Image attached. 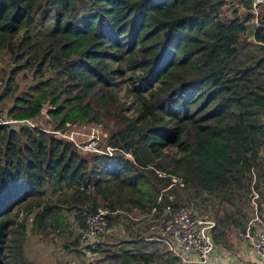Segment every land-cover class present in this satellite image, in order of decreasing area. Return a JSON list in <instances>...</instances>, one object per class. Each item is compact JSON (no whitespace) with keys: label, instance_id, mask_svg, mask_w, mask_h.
Masks as SVG:
<instances>
[{"label":"trees","instance_id":"trees-1","mask_svg":"<svg viewBox=\"0 0 264 264\" xmlns=\"http://www.w3.org/2000/svg\"><path fill=\"white\" fill-rule=\"evenodd\" d=\"M2 57L8 114L50 110L44 128L0 127V264H37L23 249L33 209L42 235L70 215L82 229L98 207L108 228L130 226L127 213L183 205L170 187L229 200L264 175V0H0ZM127 72L133 114L116 95ZM67 123L100 124L109 151L82 155L53 133ZM237 211L224 220L241 232L248 214ZM79 234L63 250L80 252ZM137 237L119 240L124 253L98 242L97 261L177 264Z\"/></svg>","mask_w":264,"mask_h":264},{"label":"built area","instance_id":"built-area-1","mask_svg":"<svg viewBox=\"0 0 264 264\" xmlns=\"http://www.w3.org/2000/svg\"><path fill=\"white\" fill-rule=\"evenodd\" d=\"M263 0H252V6ZM37 120V118H36ZM19 130L22 127L40 126L35 119H17L8 114L0 104V127ZM88 128V127H87ZM54 135L66 141L72 142L80 152H99V142L103 131L98 126L85 130L84 126L66 124L63 130L53 131ZM172 198V196H170ZM111 212L108 209L98 207L95 211H84V227L79 234V250L84 252L87 247L95 248L96 244L103 241L108 232L106 215ZM148 220V230L144 240L158 241L167 251L181 260L183 264H221L227 253H218L214 257L216 244L211 236L214 222L207 219L195 210L193 203H187L172 210L166 207L162 212L155 208L150 213L136 218ZM258 231L255 235L249 232L245 237L251 243L258 257L264 262V216L258 219ZM92 253V252H90Z\"/></svg>","mask_w":264,"mask_h":264},{"label":"rangeland","instance_id":"rangeland-1","mask_svg":"<svg viewBox=\"0 0 264 264\" xmlns=\"http://www.w3.org/2000/svg\"><path fill=\"white\" fill-rule=\"evenodd\" d=\"M113 66H115V64H113ZM0 67L8 68V58H1ZM129 75L130 74L127 72L123 80H119L120 82L116 90V95L119 101L123 104L126 113L133 114V97L128 91L129 82L126 80ZM11 103L12 101H9L7 98L0 101L1 106L5 110L8 109V106H10ZM44 114L45 113H43L42 115ZM44 118H41V121H45L44 123H46V120H48V118H45L46 120H44ZM78 126H84L85 130L96 126L101 128L103 131V136L99 142V152L97 153L109 151L108 132L100 124L91 123ZM167 150L174 151V148ZM80 153L82 155L89 154V152L82 151H80ZM173 188L174 198L177 197L176 199H179L182 204L193 203L195 209L199 213L212 216L217 220H224L230 215L237 218H241V213L237 211V207H239L242 212L245 211L248 215H252V212L254 210L252 209L251 205L255 204L257 208L260 207L259 209H261L260 204L264 201V175L261 179H259V182L257 175H253L252 182L249 185L247 196L241 194L240 198H235V196H233L229 200L222 199L220 198V196H212L210 199H203L201 197H190L189 193H187L184 189H181L178 186H173ZM35 212L36 209H33L32 212L28 214L26 238L23 244L24 254L26 255V257L33 260L37 264H66V261L68 259H70L69 264L99 263L97 259L100 257V253H90L88 251V247L84 252H77L72 249L70 251H67L65 249L63 250L64 244L67 242L72 243L74 241V238L78 234V231L73 228L74 223L72 222V215H70L67 219L68 224L60 227V229H58L59 231H55L52 234L48 233L42 235V229L39 227H35L32 222L33 214H35ZM24 216L25 213H20V217ZM225 222L226 220L223 221V223ZM219 224L220 225L218 226V229L220 231L222 224ZM111 233L112 236H110L109 238L113 243H115V249H117V251L121 253L127 252L126 249H128V245L124 243H119L120 237H123L122 232L113 231ZM102 263L103 261L101 262V264Z\"/></svg>","mask_w":264,"mask_h":264},{"label":"crops","instance_id":"crops-1","mask_svg":"<svg viewBox=\"0 0 264 264\" xmlns=\"http://www.w3.org/2000/svg\"><path fill=\"white\" fill-rule=\"evenodd\" d=\"M44 117L48 118L47 114L41 115V117L39 116L37 118V120L35 119V121L39 125L41 124L40 126L43 128L46 127V125H47V120ZM41 118H44V120H46V123H44L45 121H41ZM174 187H176V186H174ZM166 193L169 194V196H172V198H174V188L173 187L168 188L166 190ZM178 201H179V199H178ZM254 205H251V207L254 211L252 212V215L251 214L248 215L245 226L242 228L241 232H238V229L235 228L232 223H229V221L227 223V220H226V222L222 225V230L226 231V236H225V238H222V240L220 242L215 241V239L213 238L214 229L216 231H219L218 230L219 223L217 222L218 220L216 218H213L212 216L201 214L195 209L198 214H200L201 216H203L207 219H210L214 222V226L210 230L213 241L216 244V251L214 253V257L217 258L218 253H221V252L227 253L225 258L223 260L222 259L220 260V261H222L221 264H264V262L256 254V252L253 249L249 240L245 237V233H247V232H249L250 234H253V235L256 234V232L258 231V228H259L258 219L260 217L264 216V201H263V203L260 204L261 209H259L260 207L257 208L256 205L254 207ZM127 214H128L129 219L128 218H125V219L130 224V226H126L125 224L122 223V221L115 223L111 228H108L107 235L105 236L104 240L100 241V242H112L109 237L112 236L111 232H113V231H117V232L121 231L122 232L123 237H120V239L124 238L125 240H131V238H133L134 236H138L139 238L141 237L143 239V241L146 245H150L149 243L153 242V241L144 240V236L148 230L147 218L137 219V220L133 219V218H136V217H139L142 215H146V214H140V213H134V212L131 214L130 213H127ZM234 218L236 219L237 217H234ZM224 225H225V227H223ZM74 227H75V230L78 231V233H79L81 230V226H79L78 223L75 222ZM222 230L220 228V231H222ZM130 232L131 233L133 232V235H131ZM156 242H158V241H156ZM158 243H160V242H158ZM124 244H127L128 247H130L129 245H131L128 243H124ZM160 244L163 245L162 243H160ZM149 248H151V247H149ZM93 249L94 248L89 249L90 252H92V253L98 252V251H94ZM70 250L71 249H69L67 251H70ZM134 251L135 250H132V252H134ZM173 257H175V256H173ZM175 258L177 259V261H176L177 264H183L180 259H178L177 257H175Z\"/></svg>","mask_w":264,"mask_h":264},{"label":"water","instance_id":"water-1","mask_svg":"<svg viewBox=\"0 0 264 264\" xmlns=\"http://www.w3.org/2000/svg\"><path fill=\"white\" fill-rule=\"evenodd\" d=\"M50 110L49 102H46L42 107V112L47 113ZM128 158L131 159V156L128 155Z\"/></svg>","mask_w":264,"mask_h":264}]
</instances>
